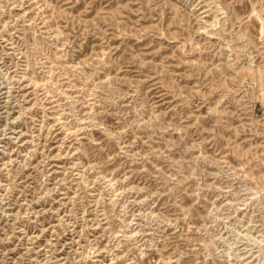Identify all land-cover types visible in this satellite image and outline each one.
<instances>
[{"label": "rangeland", "instance_id": "1", "mask_svg": "<svg viewBox=\"0 0 264 264\" xmlns=\"http://www.w3.org/2000/svg\"><path fill=\"white\" fill-rule=\"evenodd\" d=\"M261 18L0 0V264H264Z\"/></svg>", "mask_w": 264, "mask_h": 264}, {"label": "bare ground", "instance_id": "2", "mask_svg": "<svg viewBox=\"0 0 264 264\" xmlns=\"http://www.w3.org/2000/svg\"><path fill=\"white\" fill-rule=\"evenodd\" d=\"M262 17V16H261ZM261 22L264 24V18H261ZM263 29V28H262ZM263 35H264V33H263ZM248 56H250V55H248ZM254 64L251 62V61H249V64L247 65V69L250 71V70H254L253 68H252V66H253ZM257 65V64H256ZM256 70H257V68H256ZM261 81L260 82H262V79H260ZM261 85V87H259V95H260V97H259V99H261V101H263L264 102V90H263V87H262V83L260 84Z\"/></svg>", "mask_w": 264, "mask_h": 264}]
</instances>
